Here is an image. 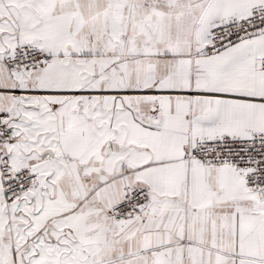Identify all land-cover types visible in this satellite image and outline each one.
<instances>
[{
	"label": "snow or ice",
	"instance_id": "6c2138e0",
	"mask_svg": "<svg viewBox=\"0 0 264 264\" xmlns=\"http://www.w3.org/2000/svg\"><path fill=\"white\" fill-rule=\"evenodd\" d=\"M0 264H264V0H0Z\"/></svg>",
	"mask_w": 264,
	"mask_h": 264
}]
</instances>
